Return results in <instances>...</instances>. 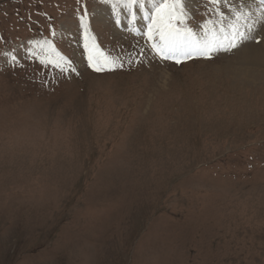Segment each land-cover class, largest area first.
Returning <instances> with one entry per match:
<instances>
[{
  "label": "rangeland",
  "instance_id": "374dc122",
  "mask_svg": "<svg viewBox=\"0 0 264 264\" xmlns=\"http://www.w3.org/2000/svg\"><path fill=\"white\" fill-rule=\"evenodd\" d=\"M231 1L184 0L195 40ZM149 3L0 0V264H264V65L162 58Z\"/></svg>",
  "mask_w": 264,
  "mask_h": 264
},
{
  "label": "snow or ice",
  "instance_id": "6c2138e0",
  "mask_svg": "<svg viewBox=\"0 0 264 264\" xmlns=\"http://www.w3.org/2000/svg\"><path fill=\"white\" fill-rule=\"evenodd\" d=\"M149 2L151 3V15L148 18L155 27V31L161 41L160 44L153 43V48L157 50L162 58H174L180 54L190 56L191 51L187 49H191L199 55H206L209 52L219 50L215 47V40L201 43L194 39L195 33L190 27L186 26L188 17L184 0H149ZM211 2L213 4H220L221 2L227 4V0H211ZM116 3L123 5L131 12L134 7L143 9L145 0H116ZM261 3H264V0H261ZM218 14L221 17L222 23L225 14L223 12H219ZM236 15L239 18L240 13L237 12ZM209 24H213V21H206L205 25L201 26L206 34L215 31L214 27L211 29L207 27ZM148 35L150 39L153 38L152 27L149 28ZM241 36H243L242 33ZM230 47H237L234 39L230 41ZM88 51L89 66L93 67L96 71L103 70V67L109 64H115V61L109 60V58L94 49H89ZM176 62L180 63V60L177 59ZM57 66L59 67V65Z\"/></svg>",
  "mask_w": 264,
  "mask_h": 264
},
{
  "label": "bare ground",
  "instance_id": "6f19581e",
  "mask_svg": "<svg viewBox=\"0 0 264 264\" xmlns=\"http://www.w3.org/2000/svg\"><path fill=\"white\" fill-rule=\"evenodd\" d=\"M231 2H232L231 4L232 8H234L235 12H230V15L227 18V21H230L229 23L228 22L226 23L228 25L227 27H229L228 28L229 31L228 33H221L219 37H217V39L224 38L226 39L225 40L226 43L230 44V40L227 39H231L232 36L231 34L234 33L238 34V32H241L243 34V36L240 37L239 44H241L242 47H244V49L243 51L240 52L239 56H241V58H245L248 61V64H250V66L243 70H242L243 67L240 68L242 70L241 71L239 69L240 75L242 78L246 80L247 79L255 80L259 77L258 74L261 71L259 70V68H261V66L264 65V3H261V0H232ZM149 5H151V3H149ZM147 10L148 9H146L145 7L144 9L142 10L140 9V11L137 12V8H135L134 12L136 15V19H137V14L140 16L139 20L140 18L147 19L146 17ZM236 12L240 13L239 18H237ZM259 32L262 33L259 34ZM249 37H254V39L259 38V41L261 40V43L259 45H254L252 41L251 43H249L248 42ZM196 40L203 43L205 41H213L215 39L210 35H207L206 37L197 38ZM235 42L237 43L236 40ZM187 50L191 51V53L195 52L192 51L191 49H187ZM231 71H234V69H231Z\"/></svg>",
  "mask_w": 264,
  "mask_h": 264
}]
</instances>
